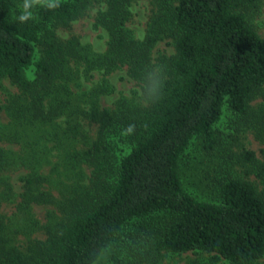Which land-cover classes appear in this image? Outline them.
Wrapping results in <instances>:
<instances>
[{
    "label": "trees",
    "instance_id": "16d2710c",
    "mask_svg": "<svg viewBox=\"0 0 264 264\" xmlns=\"http://www.w3.org/2000/svg\"><path fill=\"white\" fill-rule=\"evenodd\" d=\"M135 1L61 0L58 9L35 8V19L20 23L16 0H0V86L6 80L17 89L6 96L9 120L0 126V264H95L121 233L144 244L147 254L200 251L226 264H260L264 257V185H258L264 163L255 152L237 155L244 175L225 162L212 199L188 192L180 175L193 139L215 151L225 113L235 129L264 127V38L247 17L258 0H146L142 37L129 26ZM97 3L104 6L94 26L108 38L102 51L72 32ZM164 38L172 39L174 52L154 58ZM154 65L164 70L163 94L154 103L101 108L109 82L73 90L93 71L117 68L140 85ZM258 98L261 104L253 105ZM82 120L94 134L80 152ZM128 125L135 131L120 156L114 137ZM11 141L18 150L1 145ZM52 150L59 151L56 163L48 157ZM68 174L75 176L70 184ZM4 203L15 207L10 216ZM33 205L55 209L38 223Z\"/></svg>",
    "mask_w": 264,
    "mask_h": 264
},
{
    "label": "rangeland",
    "instance_id": "374dc122",
    "mask_svg": "<svg viewBox=\"0 0 264 264\" xmlns=\"http://www.w3.org/2000/svg\"><path fill=\"white\" fill-rule=\"evenodd\" d=\"M23 0H16V11L20 8ZM97 3V5L90 11L89 15L84 19L75 21L73 23L72 32L75 33L83 44H89L93 50L102 51L106 47L107 35L101 28L94 26L93 15L96 13L98 7L103 8V4ZM132 20L129 26L134 30L136 36L142 37L144 33L145 23L147 21V14L149 12L148 2L146 0H138L132 3ZM16 13V12H15ZM247 17L251 25L256 31L264 38V0H258L252 7L247 10ZM63 37L68 36V32L61 30ZM34 57L37 59L40 55L38 46H35ZM174 52V43L170 38H164L157 42L153 48L152 56L155 58L162 54L170 55ZM30 76L32 72L28 73ZM94 76L82 78V88L73 87L74 91L83 92V90H91L99 86H105L104 83L109 82L111 90L108 93L101 94L99 96L100 107H114L117 103L138 105L143 104L138 96V88L140 85L134 79L126 75L125 69L117 68L110 74L104 75L102 72L96 70L93 71ZM102 88V87H101ZM16 87L10 84L8 81H3L0 86V126L6 125L9 118L6 113V96L8 92L16 91ZM263 100L261 98L256 99L253 105L257 106L261 104ZM234 117L230 113H225L222 120L217 125L219 143L214 152H205L201 147V140L195 138L191 141L189 147L185 151L184 155L180 159V175L182 183L185 189L201 199H212L215 196L214 184L217 185L216 176L223 174L225 168L223 167L225 162L235 163L234 172L235 175H244V164L237 161L238 153L244 149L252 150L255 152L256 157L264 163V127L252 125L249 127H242L241 129H235L232 124ZM82 128H80L81 136H79V142L76 145L77 150L81 152L82 144L86 140L91 139L94 134L93 126L90 127L88 120L80 121ZM64 126V124H63ZM114 140H118L122 143L121 154H126L130 149V144L127 142L126 135L116 136ZM1 145L17 149V144L13 141L10 143H2ZM48 151L46 152V156ZM59 151L52 150L48 157L51 158V162H57V156ZM51 166L45 168L46 171ZM77 172V171H76ZM85 172H88L85 169ZM223 172V173H221ZM18 172L11 174L12 184L14 186V193L19 192V181L17 179ZM64 178V177H62ZM250 178L256 177L252 174ZM75 181L73 174H68L64 182L71 183ZM259 186L263 187L264 182L259 181ZM57 190V189H56ZM54 194L58 195L57 191ZM52 206L33 205L32 213L37 217L38 223L45 221V212L50 210L54 212ZM2 210L10 216L15 207L10 204H3ZM55 215L60 217L59 212ZM124 232V231H123ZM33 234L32 236H35ZM22 234H18L16 238L21 241L23 239ZM42 238V235H37ZM147 248L144 244L135 245L126 238V234L121 233L120 237L115 239L103 252L99 260L95 264H226L225 260L214 261L212 255L206 252L194 251L185 253H173L163 251L157 254H147ZM260 264H264V257L260 260Z\"/></svg>",
    "mask_w": 264,
    "mask_h": 264
},
{
    "label": "clouds",
    "instance_id": "9594fccd",
    "mask_svg": "<svg viewBox=\"0 0 264 264\" xmlns=\"http://www.w3.org/2000/svg\"><path fill=\"white\" fill-rule=\"evenodd\" d=\"M61 6V0H23L20 8V14L16 19L20 23H26L29 20L35 19L33 9L44 8L52 11ZM163 67L159 65L148 66L142 76L140 87L138 88V96L144 105L157 102L163 94L164 80H163ZM135 131V125H128L122 130L124 135H132Z\"/></svg>",
    "mask_w": 264,
    "mask_h": 264
}]
</instances>
